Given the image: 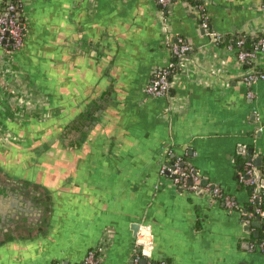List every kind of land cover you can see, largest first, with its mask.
I'll use <instances>...</instances> for the list:
<instances>
[{"label":"crops","instance_id":"0c3cea01","mask_svg":"<svg viewBox=\"0 0 264 264\" xmlns=\"http://www.w3.org/2000/svg\"><path fill=\"white\" fill-rule=\"evenodd\" d=\"M199 4L223 42L201 32V11L189 0L169 7L170 29L155 0H28L24 47L12 61L0 57L7 132L0 131L34 141L37 133L71 136L99 92L107 91L109 107L102 127L83 133L82 146L54 143L38 164L41 179L58 191L56 233L39 245L2 249L0 264H81L97 247L101 264H133L136 223L150 230L154 264H264V253L250 248L260 229L245 230L251 190L238 181L245 163L237 161L253 159L264 180V78L244 82L253 72L264 76V53L249 64L230 47L238 37L264 35V0ZM172 33L193 52L169 96L153 98L146 89L170 60ZM81 42L87 50L102 42L103 53L109 45L112 57L93 49L83 56ZM176 157L235 198L242 212L179 190L160 173Z\"/></svg>","mask_w":264,"mask_h":264},{"label":"built area","instance_id":"2783aa9c","mask_svg":"<svg viewBox=\"0 0 264 264\" xmlns=\"http://www.w3.org/2000/svg\"><path fill=\"white\" fill-rule=\"evenodd\" d=\"M156 4L161 7L163 14L169 9L174 0H155ZM195 3L197 11H201V26L204 29L210 28L209 16L203 6L199 4L201 0H189ZM28 0H2L0 3V57H9L10 54L19 52L25 43L26 25H25V5ZM200 13V12H199ZM163 23L166 29L169 28V16H163ZM209 35L214 43H220L223 37L212 30ZM245 38L240 37L235 46L230 47L237 50L239 61L251 64L258 54L264 53V35L259 37L254 43L253 51H245ZM170 60L165 65L155 70L152 81L146 89V94L157 99H164L169 96L171 82L181 63L193 52V46L182 36L175 37V40L167 41L165 44ZM263 75L256 72L250 73L244 78V82L251 85ZM249 97H253L252 92ZM160 173L168 176L173 184L182 192L200 195L208 198L210 201L221 202L230 212H242L243 206L231 195L226 194L213 183L202 184L203 179L195 167L185 163L183 157H176L172 166H162ZM238 181L242 186L251 190L249 204L254 207V212L249 218L245 219L246 225H251L250 218L257 215L260 218V224L264 227V185L263 179L254 163L253 159H246L243 171L239 172ZM152 248V236L147 226L141 225L136 238L137 255L133 264H141L146 260V264H154L150 260V251ZM252 250H258L264 253V242L250 244ZM101 248L91 249L85 255L81 264H101ZM64 264V263H61ZM157 264H172L161 261Z\"/></svg>","mask_w":264,"mask_h":264},{"label":"water","instance_id":"95a60500","mask_svg":"<svg viewBox=\"0 0 264 264\" xmlns=\"http://www.w3.org/2000/svg\"><path fill=\"white\" fill-rule=\"evenodd\" d=\"M168 10L165 12L166 15H168ZM169 22L171 24L170 18ZM211 30L212 26L210 25L209 29L202 28L201 32L209 34ZM171 35L173 42L175 36L173 33ZM80 44L81 50L85 52L82 54L83 56L93 49L87 50L83 47L82 42ZM94 48L92 55L102 54L106 60L112 57L110 54L112 48L109 45H107L105 53L102 52V42ZM104 92L107 91L103 90L91 99L89 108L85 112L86 121L91 125L90 128L85 129L87 135L100 129L104 124L103 117L107 115L106 111L109 107L108 98L102 96ZM79 128L83 129L84 125ZM75 134L74 130L67 143L78 142L79 146H82V143L79 142L81 137L78 140L73 139ZM60 142L64 143L62 139ZM14 158L16 157L0 155V251L10 247L25 248V246L45 243L53 237L59 228L57 189L45 184L41 179L44 172L39 167L37 169L27 168L24 157L17 158V162L13 161ZM207 182L203 180L202 184L205 185ZM141 225L136 223L132 226L134 237H137ZM252 227H261L260 218H256L255 223L246 225L245 230L250 232ZM257 235L258 232H255L254 237L257 238ZM146 263V260L141 261V264ZM64 264L69 263L65 262Z\"/></svg>","mask_w":264,"mask_h":264},{"label":"flooded vegetation","instance_id":"af4514ba","mask_svg":"<svg viewBox=\"0 0 264 264\" xmlns=\"http://www.w3.org/2000/svg\"><path fill=\"white\" fill-rule=\"evenodd\" d=\"M25 44V43H24ZM82 119H87V117H82L80 119V121ZM2 119H0V124L1 126H3L2 124ZM30 122H32L30 120ZM84 125V128H78L76 129V134L75 136L73 137L74 140H78L83 138V133L86 132V128H90L91 125L89 122L87 121H83V123L79 126H83ZM0 130L2 131H6V128L3 126L0 128ZM2 131H0V139L5 138V143L6 144H3L2 140H0V155L2 156H5L6 155H12L10 153V150L12 151L13 149L17 148L18 151H16L15 153H17L16 155L19 156L20 158L24 157V161H25V167L27 168H30V169H37L38 168V164L45 160L46 156L48 155L47 154V149L49 147H52V145L55 143L59 144V145H63V143H59V141L62 139L64 142H67L71 139V137L69 135H60L59 137H54L53 139H48L49 137H47L46 134H39V137H40V140H33L31 134L28 135V134H11L9 133V135H6L5 133L3 134ZM74 130L71 131V134L73 133ZM19 135L22 137H20L19 139H17L19 137ZM42 135V136H41ZM15 137H17L15 139ZM7 138V139H6ZM80 139V140H81ZM15 140V143L14 141ZM80 142V141H79ZM9 143V144H7ZM74 143V142H73ZM78 144V142H76ZM20 154V155H18ZM13 157H16V156H13ZM19 157H16L13 159V161L17 162Z\"/></svg>","mask_w":264,"mask_h":264},{"label":"trees","instance_id":"16d2710c","mask_svg":"<svg viewBox=\"0 0 264 264\" xmlns=\"http://www.w3.org/2000/svg\"><path fill=\"white\" fill-rule=\"evenodd\" d=\"M261 36H262V35H260L259 37H261ZM241 37H244V36H241ZM259 37H258V38H259ZM244 38H245V45H244V48H243V49H244L245 51H253L254 43L257 41L258 38L255 39V40L251 39L250 37H246V36H245ZM238 39H240V37H238L236 40H234V41L231 43V45L235 46L236 41H237ZM220 42H223V39H222ZM237 161H239V162L242 161V163H243V165H244V163L246 162V159H243V157L240 155V156L237 157ZM242 171H243V166L239 169L238 172H242ZM249 208H251L250 212H251V211L254 212V207H253L252 205L246 208L247 211H248ZM263 209H264V207H263ZM246 215H247V213L245 214V217H246ZM243 216H244V215H243ZM246 218H248V217H246ZM256 218H259V216H257V215H253V216L250 218V222H251V224L253 223L254 220H256ZM259 229H260V235H259L257 238H255V237H251V241L254 242V243L264 242V227L261 225V227H260Z\"/></svg>","mask_w":264,"mask_h":264},{"label":"rangeland","instance_id":"374dc122","mask_svg":"<svg viewBox=\"0 0 264 264\" xmlns=\"http://www.w3.org/2000/svg\"><path fill=\"white\" fill-rule=\"evenodd\" d=\"M14 54H15V53L10 54L9 57H8V58H5V59H8V60H10V61L14 60V58H13ZM6 139H7V138H6ZM13 141L15 142V140H13ZM3 144H5V143L3 142ZM16 151H18L17 148L13 149L12 151L10 150V153L12 154L11 156H15V155L17 154V153H15ZM5 156H6V157H11L10 155H6V154H5ZM10 159H11V158H10Z\"/></svg>","mask_w":264,"mask_h":264}]
</instances>
